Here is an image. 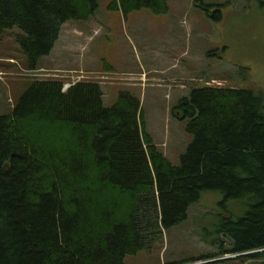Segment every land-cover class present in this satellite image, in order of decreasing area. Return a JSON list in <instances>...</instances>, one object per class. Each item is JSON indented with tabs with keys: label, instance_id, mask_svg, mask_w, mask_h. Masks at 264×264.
Masks as SVG:
<instances>
[{
	"label": "trees",
	"instance_id": "1",
	"mask_svg": "<svg viewBox=\"0 0 264 264\" xmlns=\"http://www.w3.org/2000/svg\"><path fill=\"white\" fill-rule=\"evenodd\" d=\"M109 1L124 18L169 9L168 0ZM97 8V0H0V40L19 29L35 70L61 27ZM172 115L192 136L177 166L153 144L131 93L106 107L98 83L63 91L60 81H33L0 115V264H125L182 223L203 191L247 200L245 214L221 219L216 234L228 253L264 264V93L194 88Z\"/></svg>",
	"mask_w": 264,
	"mask_h": 264
},
{
	"label": "rangeland",
	"instance_id": "2",
	"mask_svg": "<svg viewBox=\"0 0 264 264\" xmlns=\"http://www.w3.org/2000/svg\"><path fill=\"white\" fill-rule=\"evenodd\" d=\"M97 3L87 20L61 27L52 51L35 70H28L16 41L21 31L4 32L0 115L12 112L33 81L56 80L65 87L95 82L106 107L120 92L139 99L146 132L177 166L192 141L186 121L172 115L181 98L199 87L264 93V7L259 0H168L167 14L143 9L126 18L108 10L109 0ZM246 201L223 202L220 192L203 191L182 223L163 231L150 250L126 256L125 264H251L228 253L229 241L216 234L221 219L245 214Z\"/></svg>",
	"mask_w": 264,
	"mask_h": 264
},
{
	"label": "built area",
	"instance_id": "3",
	"mask_svg": "<svg viewBox=\"0 0 264 264\" xmlns=\"http://www.w3.org/2000/svg\"><path fill=\"white\" fill-rule=\"evenodd\" d=\"M71 87V86H70ZM69 87L68 86H63V91L67 90ZM233 256H237V255H233Z\"/></svg>",
	"mask_w": 264,
	"mask_h": 264
},
{
	"label": "crops",
	"instance_id": "4",
	"mask_svg": "<svg viewBox=\"0 0 264 264\" xmlns=\"http://www.w3.org/2000/svg\"><path fill=\"white\" fill-rule=\"evenodd\" d=\"M111 68H112V67H111ZM109 72H110V70H109ZM109 72H106V74L109 75ZM107 78H108V77H107ZM108 92H109V91H108Z\"/></svg>",
	"mask_w": 264,
	"mask_h": 264
}]
</instances>
